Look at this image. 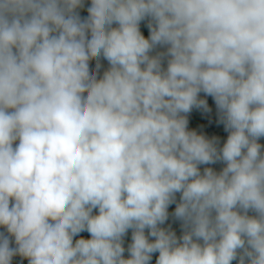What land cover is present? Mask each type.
<instances>
[{"label":"clouds","instance_id":"obj_1","mask_svg":"<svg viewBox=\"0 0 264 264\" xmlns=\"http://www.w3.org/2000/svg\"><path fill=\"white\" fill-rule=\"evenodd\" d=\"M262 139L264 0H0V264H264Z\"/></svg>","mask_w":264,"mask_h":264},{"label":"trees","instance_id":"obj_2","mask_svg":"<svg viewBox=\"0 0 264 264\" xmlns=\"http://www.w3.org/2000/svg\"><path fill=\"white\" fill-rule=\"evenodd\" d=\"M81 15L82 16L86 15V12L81 10ZM141 31L145 34V36H147V28L144 23H142L141 25ZM92 62L93 63L95 62V57L92 58ZM102 65L106 67L107 66L106 61H102ZM205 99L207 100V103L209 105V109H210V112L212 113V117H214V120L216 123L215 126H204L202 124V119H203L202 116L204 112L200 109H193L192 112L188 114L189 127L194 128L198 132L203 131L206 135H209V136L216 135L220 138L221 142H223V140L227 136V133L224 131L223 125L217 122L215 104L212 101L211 97H205ZM260 142L264 144V139H262ZM214 167L218 168L219 165H214ZM172 207L174 206H171L169 211L172 210ZM169 222L172 224L173 229L177 232V235H179L180 229H179L178 222L171 221V219ZM0 231H2V229H0ZM80 235L83 236L84 238L88 237V234L86 232H83ZM128 242H130V233L125 238V246L127 245ZM154 260H155V256L153 257V264H154ZM12 264H27V261L17 256V257H13ZM233 264H235V261L233 262Z\"/></svg>","mask_w":264,"mask_h":264},{"label":"rangeland","instance_id":"obj_3","mask_svg":"<svg viewBox=\"0 0 264 264\" xmlns=\"http://www.w3.org/2000/svg\"><path fill=\"white\" fill-rule=\"evenodd\" d=\"M202 124L204 126H215V120H214V117H212V113L209 111L207 113H203V116H202Z\"/></svg>","mask_w":264,"mask_h":264}]
</instances>
